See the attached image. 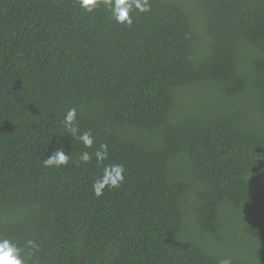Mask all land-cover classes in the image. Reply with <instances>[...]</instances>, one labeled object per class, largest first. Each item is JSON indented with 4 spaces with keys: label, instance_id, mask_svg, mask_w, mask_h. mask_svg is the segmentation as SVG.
<instances>
[{
    "label": "trees",
    "instance_id": "1",
    "mask_svg": "<svg viewBox=\"0 0 264 264\" xmlns=\"http://www.w3.org/2000/svg\"><path fill=\"white\" fill-rule=\"evenodd\" d=\"M149 2L127 27L0 0V236L35 242L26 264H264V0ZM113 163L125 181L96 197Z\"/></svg>",
    "mask_w": 264,
    "mask_h": 264
},
{
    "label": "clouds",
    "instance_id": "2",
    "mask_svg": "<svg viewBox=\"0 0 264 264\" xmlns=\"http://www.w3.org/2000/svg\"><path fill=\"white\" fill-rule=\"evenodd\" d=\"M103 4L111 13L112 19L120 25L131 27L134 23L133 13H147L151 10L149 0H78V6L82 11L92 13ZM77 109L69 108L64 114L62 125L68 136L78 140L85 149L93 148L95 138L91 131L81 132L77 126ZM60 143V141H58ZM95 160L103 162L108 158V145L100 144L94 152L82 151L79 155L81 163H90ZM70 156L63 147L56 149L46 159L43 165L46 168H60L69 163ZM125 167L119 163L108 164L103 167L102 174L92 184V191L96 197H102L106 189L119 188L125 181ZM24 247L35 248V242L31 239L25 242ZM24 247L18 245L13 239L0 236V264H26ZM218 264H232L230 258L219 260Z\"/></svg>",
    "mask_w": 264,
    "mask_h": 264
}]
</instances>
